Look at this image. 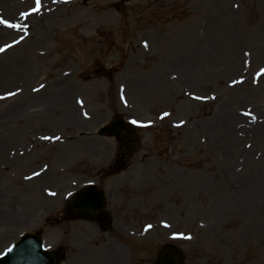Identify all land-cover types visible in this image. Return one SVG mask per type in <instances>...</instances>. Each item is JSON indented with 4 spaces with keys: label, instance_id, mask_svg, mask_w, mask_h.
<instances>
[{
    "label": "rangeland",
    "instance_id": "374dc122",
    "mask_svg": "<svg viewBox=\"0 0 264 264\" xmlns=\"http://www.w3.org/2000/svg\"><path fill=\"white\" fill-rule=\"evenodd\" d=\"M41 5L0 0V18L26 25L0 24V256L44 228L45 247L69 249L60 264H156L168 244L185 264H264V0ZM187 57L189 82L173 75ZM65 85L73 123L33 100ZM120 113L140 135L122 160L97 132ZM232 113L244 121L230 124ZM91 181L112 233L59 221Z\"/></svg>",
    "mask_w": 264,
    "mask_h": 264
},
{
    "label": "water",
    "instance_id": "95a60500",
    "mask_svg": "<svg viewBox=\"0 0 264 264\" xmlns=\"http://www.w3.org/2000/svg\"><path fill=\"white\" fill-rule=\"evenodd\" d=\"M116 125L118 124L115 121L114 124L102 129V132L110 133L116 128ZM92 195L93 198H95V195ZM88 197L89 195H86L85 198L82 199V203H85L83 205L86 208H89L86 203ZM55 258L53 253H49L43 249L42 238H40L39 235L34 236L27 234L16 246L11 248L6 256L0 258V264H55ZM158 264H183L182 255L176 247L172 245L165 246L160 253Z\"/></svg>",
    "mask_w": 264,
    "mask_h": 264
},
{
    "label": "bare ground",
    "instance_id": "6f19581e",
    "mask_svg": "<svg viewBox=\"0 0 264 264\" xmlns=\"http://www.w3.org/2000/svg\"><path fill=\"white\" fill-rule=\"evenodd\" d=\"M194 59L195 58L191 59L190 57H187L186 59L178 63L177 67L179 68V70L178 71L174 70L173 75L178 72L177 77L179 78L184 77L188 79L187 77L191 76L192 74L191 66L194 65ZM64 81L65 79L61 82H64ZM189 81H191V79L186 80V82H189ZM62 85H64V83ZM48 87L43 88L38 93L36 92L34 94L33 100L39 102V104L41 105H45L46 107L56 106L57 108H60L63 111L62 115L65 116L64 120L67 122L73 123L77 121L79 119V116L78 115L76 116L75 109H76V105H79V103L76 102V100L74 99L75 94L73 95V90H71L73 89V87L65 85L63 88H58V86H55L54 90H50L49 89L50 87L49 88ZM228 120H229V123L230 124L232 123L233 125H236V123L239 124L241 123V121H244L241 117L237 115V113L230 114ZM250 123H251V126L254 125L253 121ZM86 139L88 140L89 138H86ZM7 143L8 141L5 140V138L0 139V158L5 155V152L3 151V149Z\"/></svg>",
    "mask_w": 264,
    "mask_h": 264
},
{
    "label": "snow or ice",
    "instance_id": "6c2138e0",
    "mask_svg": "<svg viewBox=\"0 0 264 264\" xmlns=\"http://www.w3.org/2000/svg\"><path fill=\"white\" fill-rule=\"evenodd\" d=\"M41 6H42L41 5V0H35V7L32 9V11L33 12H38L40 10ZM23 15L25 17H27L29 15V13L26 12V13H23ZM0 24H4V25H6L8 27H11V28L26 27V25L22 26V25H19V24H14V23H11L10 21L2 19V18H0ZM2 50L3 49H0V51H2ZM262 71H264V70H262ZM165 115H168V113H165ZM134 123H135V121H134ZM149 227H151V225H149Z\"/></svg>",
    "mask_w": 264,
    "mask_h": 264
}]
</instances>
